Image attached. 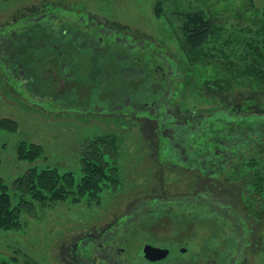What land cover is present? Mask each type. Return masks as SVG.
<instances>
[{"label":"rangeland","instance_id":"1","mask_svg":"<svg viewBox=\"0 0 264 264\" xmlns=\"http://www.w3.org/2000/svg\"><path fill=\"white\" fill-rule=\"evenodd\" d=\"M226 5L231 9L224 14ZM25 7L37 10V16L28 18H36L32 23L43 17L42 9L47 7L60 8L58 12L69 23L77 21L90 26L95 21L107 29L101 34L104 39L110 37L106 45L115 50L132 51V57L140 60L137 67L126 69L125 74L131 78L125 84L128 93L123 94L124 74L107 66L101 72L102 65L94 71L95 54L101 52L90 51L91 44L84 39L88 31L81 32L77 46L66 49L68 53L71 51L69 57L76 68L72 65L71 75L65 76L74 79L79 98L74 105L69 102L71 105L65 107L63 102L56 104L33 97L26 90V82L21 85L20 79L7 78V71L10 74L12 71L7 70L0 58V120L12 119L17 123L14 132L0 129V178L5 183L11 184L31 167L55 168L60 174L71 172L77 181L87 145L109 134L113 137L107 140L106 147L101 145V150L109 152L104 157L109 166L116 168V174L103 182L98 200L69 198L51 206L37 202L31 211L22 215L20 228L0 229V264H70L66 249L81 239L88 244L79 246V251L84 248L83 259L91 263L95 259L104 261L100 253L113 246L114 255L119 248H125L126 253L119 256L126 264H149L138 255L144 245L168 251L165 259L153 264L226 262L225 252L236 237L229 229L216 232L212 222H207L208 200L230 203L242 210L243 201L250 202L254 189L231 187L235 181L227 184L230 186L227 189L218 184L219 189L212 188V178L203 181L198 170L185 169L184 164L159 149V142L167 140L169 135L177 136V122L184 120V116L195 117L199 112H215L214 117L221 116L224 102L208 91L209 86L198 82L194 76L197 71L194 75L186 73L192 65L182 44L184 16L195 11L206 16L220 15L216 16L221 21L216 26L218 33H213L203 48L214 67L201 64L199 72L206 75L202 80L209 78L206 72L219 71L235 77V84L247 83L250 78L244 77L246 71L263 68L264 0H0V31L22 32L24 22L13 18L17 10ZM111 23L117 29L129 27L127 32H133L134 39H138L130 37V43L136 44L133 49L127 42L117 43V35L108 31L113 29ZM62 44L64 41L54 45L53 50L59 53ZM24 47L20 49L24 51ZM61 54V59L65 58ZM46 56L50 57L48 52ZM51 66L47 63L45 68ZM33 68L32 71L43 77V62ZM148 75H152L153 82L147 81ZM129 109L134 112L130 113ZM162 118L167 124H161ZM159 126H162L160 130ZM192 136L196 139L197 132ZM21 141L41 146V157L34 163L19 160L16 146ZM260 155L256 149L248 148L241 160H234L233 168L230 166L223 174L238 166L240 176L250 175L253 170H260L264 175ZM251 157L255 168L247 164ZM181 158L184 160L183 155ZM175 165L179 170H174ZM213 178L221 180L220 176ZM228 220L231 219L228 217ZM99 233H104L101 239ZM251 239L256 249L251 245L243 264H264V218L255 226Z\"/></svg>","mask_w":264,"mask_h":264},{"label":"trees","instance_id":"2","mask_svg":"<svg viewBox=\"0 0 264 264\" xmlns=\"http://www.w3.org/2000/svg\"><path fill=\"white\" fill-rule=\"evenodd\" d=\"M224 8V14L230 13L231 8L229 6L226 5ZM59 9L57 7L42 9L45 14L33 23L32 20L36 18H28L38 15L36 8L25 7L19 9L16 11L13 20L24 22L23 31L12 33H9L8 30L0 31V58H2L3 65L8 68L7 70L12 71L11 74L10 71H7L9 74L7 78H18L21 85L26 82V90L34 95L33 97H38L40 100L56 104L63 102L61 104L65 107L71 105L79 97L76 96L78 89L74 79L65 78V76L71 75L73 65L72 58L69 57L71 51L68 53L66 49L77 46L76 41L83 34L81 32L88 31L84 39L91 44L89 50L102 53L101 57L99 56L101 53L99 55L95 54L94 58L96 59L92 66L93 70H99V66L102 65L101 72L105 66L122 72L125 78L123 79L121 92L123 94L128 93L125 91L127 90L125 84L131 77L125 74L126 69L137 67L140 59L132 57V51L115 50L109 44L106 45L109 43L110 37L104 39L101 34L107 29H103L95 21L91 22L90 26L88 24L82 25L81 22L77 21L69 23L66 20L68 18L65 15L61 16L58 12ZM216 16L220 15L212 13L210 16H206L201 11L188 13L184 16L181 28L184 38L182 41L183 50L188 56L189 64L192 65L190 70H186V73L193 74L197 71L193 75L199 80L198 82L209 86V92L218 96L222 101L224 100L220 109L222 110L220 111L221 116L214 117L213 113L215 112L194 113L197 117H194V115L182 116L184 120L177 122L179 127V129L176 127L177 136L175 135L174 138L169 135V137H166L167 140L162 139L164 143H162L163 141L159 142L161 143L159 149L165 150L172 158L184 164L186 168H183L198 170L202 174L203 181L212 178L213 183L210 184L212 188L219 189V186H222L227 189L230 187L227 184L235 181L234 184H231V187L241 186V188H244L245 186H251L254 189L249 202L250 205L248 200L243 201L242 204L245 206L242 210L230 203H222L219 200L217 202L208 200L210 207L207 206L210 213L207 222H212L211 225L215 227L216 232L217 229L220 232L221 228L223 230L229 229L232 235L236 237L232 245L233 249L231 250V247L228 252H225L226 262L223 260L220 264H241V261L243 264V258L249 254L252 246L256 249V246L252 245L251 237L253 234L255 235V226L260 224L264 218V175L260 173V170H253L250 175L240 176L237 165L236 169L232 172L228 171V174H225V172L223 174V171L228 170L234 160H241L243 153L248 148L249 150L250 148L256 149V152L261 154L260 159L264 161V109L262 108L264 63L263 68L259 70L253 67L245 72L244 77L250 78L247 83L236 81L238 84H235V77L232 76L231 78L219 71L206 72L209 78L202 80L206 75L203 76L202 72H199L201 64L203 63L205 67H214V63L203 53V48L210 40V36L213 33H218L216 26L221 21H217L218 17ZM101 19L103 18L101 17ZM17 21L13 22L16 23ZM30 24H34V29ZM111 24H114L113 29L108 31L113 35H117L115 36L117 43L123 42L126 44L127 42L133 49L136 45L134 42L138 39H134L133 32L131 34L127 32L129 27L120 26L117 29L115 23ZM262 31L264 32V28ZM130 37L135 40L133 43H130L132 40ZM62 41L65 44H62V48L58 50L60 54L62 53L61 55L65 56L63 59H61L58 52L53 50V46ZM20 46H25L24 51L20 49ZM144 46H147V44H144ZM18 48L19 51H17ZM41 50H43V54H41ZM47 52L53 63L49 61L50 57L46 56ZM33 56L34 59L32 60ZM262 59L264 62V57ZM42 62L43 77H40L38 73L32 70H34V66H41ZM47 63L49 67L52 65L51 68H45ZM30 64L31 68L29 70ZM38 69L42 73V68L38 67ZM20 73L22 74L19 78ZM148 76L150 78L147 81L149 82V79H152L153 82L152 75ZM155 80L159 81L158 78ZM152 92L154 93L151 94L155 96V91ZM69 102L71 104H68ZM135 104H133L134 107H136ZM141 107L144 108V105ZM130 110V113L134 112ZM163 119L160 120L161 124H167ZM161 127L159 126L158 129L160 130ZM0 129L14 132L17 129V123L15 120L3 118L0 120ZM195 132H197L196 139L192 136ZM112 137L111 134L104 135L93 139L91 145H87L82 154V173L77 181H75V174L71 172L60 174L55 168L37 170L36 167L29 168L11 184L5 183L0 178V229L14 230L20 228L23 223L22 215L31 211V207H34L37 202L45 206H51L52 203L65 201L69 198H72L73 201L83 198H96L98 200L103 182L116 174L115 166H109L108 159L104 157L105 154L109 156V152L101 150V145H108L107 140ZM16 154L19 160L34 163L43 154V149L34 143L21 141L16 146ZM182 155L184 160L181 158ZM253 160L254 157L248 158L247 164L249 167L255 168V161ZM177 167L178 165H175V171L179 170ZM215 176H220L221 180L213 178ZM223 205H226V208ZM228 217L231 220H228ZM235 227L239 230H236ZM1 264H11V262H2Z\"/></svg>","mask_w":264,"mask_h":264},{"label":"flooded vegetation","instance_id":"3","mask_svg":"<svg viewBox=\"0 0 264 264\" xmlns=\"http://www.w3.org/2000/svg\"><path fill=\"white\" fill-rule=\"evenodd\" d=\"M103 231H101L102 233ZM99 233V239L102 238L103 234ZM118 242H120V240H118ZM85 244H88L86 242H82V239L81 241L79 242H75L73 245H71V247L69 249H66V253H67V256L69 257L70 259V264H84L86 262L85 259H83V252L85 251L84 248H82L83 250L82 251H79V246L81 247H84ZM101 247V245H99ZM64 248V247H62ZM113 251V246L109 247V248H105L103 249V254H101V257L104 259V261H100L98 259H95L99 264H106L107 262H110V263H113V264H126L125 263V260H122V257L119 256L121 253L122 254H125L126 251H125V248H119L117 251H115L116 255H114V253L112 252ZM94 251V250H93ZM110 257V259H109ZM97 258V257H96ZM88 259V258H86ZM101 259V258H100ZM102 259V260H103ZM85 261V262H84ZM86 262V264H96L97 262ZM100 261V262H99ZM90 262V263H89ZM149 264H153L152 262L150 263L149 261H147Z\"/></svg>","mask_w":264,"mask_h":264},{"label":"water","instance_id":"4","mask_svg":"<svg viewBox=\"0 0 264 264\" xmlns=\"http://www.w3.org/2000/svg\"><path fill=\"white\" fill-rule=\"evenodd\" d=\"M183 252V249H182ZM138 255L149 262H157L167 257L168 251L152 245H144Z\"/></svg>","mask_w":264,"mask_h":264}]
</instances>
